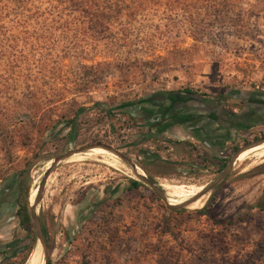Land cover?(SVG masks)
I'll return each mask as SVG.
<instances>
[{"label":"rangeland","instance_id":"374dc122","mask_svg":"<svg viewBox=\"0 0 264 264\" xmlns=\"http://www.w3.org/2000/svg\"><path fill=\"white\" fill-rule=\"evenodd\" d=\"M21 6L38 2L0 0V23L12 30ZM258 10L249 37L152 7L99 39H0V264H28L38 244L25 252L14 216V179L26 168L28 203L48 171L34 207L47 244L38 264H264V123L238 121L247 129L219 135L213 149L190 129L153 125L167 97L184 101L185 91L183 113L199 111L196 101L239 113L264 99Z\"/></svg>","mask_w":264,"mask_h":264},{"label":"trees","instance_id":"16d2710c","mask_svg":"<svg viewBox=\"0 0 264 264\" xmlns=\"http://www.w3.org/2000/svg\"><path fill=\"white\" fill-rule=\"evenodd\" d=\"M19 0H16L18 2ZM26 1V0H25ZM28 1V0H27ZM38 6L26 9L21 6L16 13V19L12 22V30L0 23V39H99L103 29L113 27L117 18H130L152 7H163L168 15L176 10L188 12L187 16L192 23L206 24L209 21L222 26L225 34L242 33L247 26H252L260 19L258 7L264 5L263 0H253L249 3L244 0H35ZM245 4L246 8H242ZM42 7V8H41ZM41 8V10H40ZM191 8L194 11H191ZM220 9L232 13L229 16ZM5 8L0 7V16ZM24 12H27L24 14ZM205 13V14H204ZM124 19V20H125ZM253 22L249 23L248 20ZM121 26L120 34L125 31V25L121 20L117 21ZM128 26V25H126ZM126 33V32H125ZM119 34V33H118ZM122 36V35H121ZM115 39L119 37L115 36ZM189 91H185L188 93ZM191 94V93H189ZM71 122V121H70ZM70 134H73V126H69ZM72 136L70 139L72 140ZM224 164H221L222 167ZM27 168L20 169L14 179V216L18 227L25 232L28 241L26 253L35 242V236L31 230V215L27 201V187L24 182ZM150 180V179H149ZM129 186L135 188L138 182L129 179ZM152 183V181L150 180ZM29 198V197H28ZM259 210L264 207L258 205ZM43 240L46 244L44 229L39 224ZM35 247V246H34ZM33 247V249H34ZM47 247V244H46Z\"/></svg>","mask_w":264,"mask_h":264},{"label":"flooded vegetation","instance_id":"af4514ba","mask_svg":"<svg viewBox=\"0 0 264 264\" xmlns=\"http://www.w3.org/2000/svg\"><path fill=\"white\" fill-rule=\"evenodd\" d=\"M189 95L187 100L177 101L174 99H168V104L165 106H159L155 115L157 119L154 122V127L160 129L165 124H171L177 127H184L190 129L193 138H202L201 144L206 145L213 149V140L225 134V138H228V130L232 131H243L247 128L243 125L238 124V121L243 122L244 118H248L252 122H263L264 123V99L260 97H252L246 99V104L250 105V108H243L239 113H234L223 108L214 105L211 101H202L195 103L198 107H201L199 111L183 113L184 105L187 101H190L192 97ZM178 98V97H176ZM255 120V121H254ZM231 122H233L231 124ZM199 123V125H196ZM235 124V126H234ZM220 132V134H219ZM200 134V136H198ZM220 135V136H219ZM221 148V144L216 145V149ZM238 144H231L228 148V152L237 150ZM221 152V151H220ZM225 162V159L215 161V168H219L221 164Z\"/></svg>","mask_w":264,"mask_h":264},{"label":"water","instance_id":"95a60500","mask_svg":"<svg viewBox=\"0 0 264 264\" xmlns=\"http://www.w3.org/2000/svg\"><path fill=\"white\" fill-rule=\"evenodd\" d=\"M258 145V144H256ZM253 147V146H250ZM102 149L109 151L110 153H113V155H116L117 157H119L120 159H124L119 153H117L115 150L111 149L109 146H102ZM75 151H69L63 155H60L58 157H55L52 159V163L51 164H55L56 162L62 160V159H66L68 157H70V155L74 154ZM125 160V159H124ZM127 161V160H126ZM131 167H134L133 164H130ZM227 172V168H225L223 171H221L205 188L201 189V192L196 193V195H194V197L202 195L204 193H207L218 181H220V179L225 175V173ZM48 171L44 173V177H42L41 181L39 182V184L36 186V191H35V195L32 199V203H28V207H29V212L31 215V221L34 225V229H35V240L36 243L39 244V248L41 250V252L43 253V255L45 254V242L43 240L41 231H40V227L39 224L37 222V219L34 215V207L37 203V198H38V194L40 192L41 186H42V182L44 180V178L46 177ZM139 181L144 184L146 187H148L149 189H151L154 193H156L159 197H160V193L158 192V190L152 185V183L149 181V179L141 176V175H137ZM195 199V198H194ZM166 207L169 209H172V207H175L177 205H170L167 202L165 203ZM35 243V244H36ZM35 246V245H34ZM46 260L44 259L43 264H45Z\"/></svg>","mask_w":264,"mask_h":264},{"label":"bare ground","instance_id":"6f19581e","mask_svg":"<svg viewBox=\"0 0 264 264\" xmlns=\"http://www.w3.org/2000/svg\"><path fill=\"white\" fill-rule=\"evenodd\" d=\"M100 155V154H99ZM131 172V173H130ZM129 173L130 174H132V175H138L139 173L138 172H136L134 169H130V171H129ZM169 201V200H168ZM175 202V201H174ZM177 202V201H176ZM197 202H199V200H197L196 202H194L193 204H196ZM192 204V205H193ZM200 204V203H199ZM40 250V248H39V244H37V247H36V249H35V251H34V254L32 255V257L29 259V262H28V264H38V262H39V257H38V254H37V252Z\"/></svg>","mask_w":264,"mask_h":264}]
</instances>
